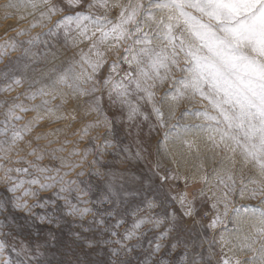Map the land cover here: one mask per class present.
<instances>
[{
	"label": "snow or ice",
	"instance_id": "1",
	"mask_svg": "<svg viewBox=\"0 0 264 264\" xmlns=\"http://www.w3.org/2000/svg\"><path fill=\"white\" fill-rule=\"evenodd\" d=\"M0 9L5 20L25 22L32 17L29 28L46 29L35 36L29 28L14 29L16 36L0 44V58L22 50L0 70L6 81L0 91L28 84L11 100H0V185L7 193L0 200V213L11 208L48 224L56 222L58 214L81 221L92 215L100 235L108 237L95 242L116 246L111 264H132L122 254L127 257L140 248L149 232L159 230L154 247L148 239L150 257L160 252L161 241L170 233H191L197 225L214 233L208 238L205 232L199 244L201 249L208 244L209 259L196 253L194 244L191 259L185 252L187 264H212L215 246L220 248L216 264H264V0H5ZM60 33L64 46L74 50L71 57L59 66L39 67L41 57L56 59L51 52L56 44L42 37L58 38ZM23 36L28 39L17 40ZM41 44L49 51L40 52ZM108 52H115L116 58L109 61ZM21 96L32 103H24ZM197 103L203 106L188 107ZM29 113L35 115L25 120ZM189 115L194 121L182 123ZM117 123L128 135L135 130L137 148L133 153L125 147V160L145 159L151 154L147 143L156 138V155L163 151L179 164L169 145L192 149L195 139L203 137L206 151L200 174L193 177L200 186L175 194L163 191L170 177L156 160L151 175L141 179L151 198L120 208L110 190L103 202L113 208L97 212L87 207L90 201L84 197L90 183L66 178L73 172L85 176L88 157L103 155L89 147L102 138L93 136L94 130H107L96 149L116 147L107 135L115 139ZM69 135L76 138L71 150ZM206 160L211 161L210 171ZM98 163L93 159L89 166ZM245 169H254L255 175H246ZM91 174L101 172L95 168ZM156 179L160 187H153ZM53 189L52 195L41 196ZM198 199L205 205L202 211ZM253 200L258 204L242 203ZM11 235L0 231V264H51L44 258L46 239L29 235L17 245L8 243ZM143 264L160 262L146 258Z\"/></svg>",
	"mask_w": 264,
	"mask_h": 264
},
{
	"label": "rangeland",
	"instance_id": "2",
	"mask_svg": "<svg viewBox=\"0 0 264 264\" xmlns=\"http://www.w3.org/2000/svg\"><path fill=\"white\" fill-rule=\"evenodd\" d=\"M5 0H0V5H3ZM115 11L112 13L114 16ZM58 19V17H53V21ZM33 21L32 17H28V20L25 22H20L17 19H7L3 18V9H0V44H3L10 37L16 36V31L20 28H29L30 23ZM15 29V30H14ZM30 35L35 36L37 33L46 31L44 28H29ZM27 36L17 37V40H26ZM44 40H48L50 43H55L56 47L51 49V52L56 54V59H53L51 55L47 57L45 60L43 57L40 59L39 67H44L45 64L51 66L55 64L59 66L62 61L67 60L71 57L72 52L74 51L71 48H66L64 46L63 41V33H60L59 37H42ZM27 47V45H25ZM40 52H47L48 49L45 48L44 44H41L38 49ZM22 50H18L16 52L9 51L8 55L0 58V70L5 68V65L9 64L10 61H16V58L21 55ZM33 51H37V49H33ZM107 58L109 61L116 58L115 52H108ZM126 68L127 65H124ZM28 76H31L32 73L29 71L27 73ZM6 81L2 77H0V87H3ZM38 87V85H36ZM28 89L27 81L24 83L22 87L15 88L12 92H2L0 91V100L8 99L11 100L18 93H22ZM199 99V98H197ZM21 100L30 104L31 101L24 100V97L21 96ZM107 97L105 96V109L108 110V105L106 103ZM39 101L37 100L36 103ZM58 103V101H57ZM204 104H207V101H204ZM203 105L197 104H189L188 107H202ZM34 113H29L25 116V120L31 118ZM2 119V116H0ZM194 117L191 115L186 116L181 121L182 123L193 122ZM19 123L23 124L24 121H20ZM61 127L63 125H60ZM52 127H56V125H52ZM41 129H37L40 131ZM44 131L47 128L43 129ZM147 126L144 127L145 140L147 141ZM107 133V130L104 128H100L94 130L92 132L93 136H101L102 138L97 140L94 144L89 145L95 152H103V155H90L88 157V164L84 165L85 176L77 177L75 172L72 173L71 176L66 179H78L81 181H85L86 183H90L91 190L89 195L84 197V199L89 200L90 203L87 207L92 208L97 212H104L106 209L113 208V204L108 202L105 203L104 198L110 194V190L116 193V197L113 199L118 200V207L123 208L126 206H135L140 204V202L145 198V196H149V190L147 188H142L141 179L151 175V169L156 160L162 161V168L167 169L169 174V179L166 182H163V191L168 192L171 191L172 194L179 192L181 190L192 191L198 188L199 184L193 183V177L200 174L199 165L202 162L203 153L206 151V140L203 137H197L195 139V146L192 149L185 147L182 144H170L169 150L176 157L177 160L181 161L179 164H173L171 162L172 157L166 156L163 151L159 156L156 155V138H153L150 143H147L149 148V154H145V159L143 160H125V153L123 149L125 147H129L131 151L134 153L136 151L137 145L135 143L136 136L135 130H133L132 135H128L126 128H121L119 123H117V136L115 139L111 135H107L109 140H113V143L116 144V147L108 148V149H96V144H103V137ZM155 136V134H154ZM163 133H160V138L162 142ZM69 140H72L73 143L69 144L67 147L71 150L72 147L75 146V137L71 135L68 136ZM44 143V142H41ZM84 144H87V140H85L80 147L82 148ZM197 148L200 150V155L197 154ZM23 155V154H22ZM209 156L211 153L208 154ZM28 159H33V157H27ZM78 159V158H77ZM96 159L99 163L95 166L101 172L100 176L92 175L91 173L95 171V168L90 167V162ZM16 166V165H13ZM205 167L208 170H211L212 164L210 160L205 161ZM76 171H80L77 169ZM246 175H255V170L249 171L245 169ZM163 175V172H161ZM172 176H178L177 179H172ZM185 178H187V189L185 188ZM161 181L156 179L154 180L153 187H160ZM81 187H85L84 184H81ZM55 191L49 190L47 193H41V196H50ZM7 193L4 191V185H0V200H3ZM72 197H75V193L71 194ZM31 202V201H30ZM73 202L76 203L75 199ZM57 203L63 206V201H57ZM242 203H247L250 205H257L258 201H245ZM84 205H81L83 207ZM178 208V205H175ZM237 207L240 208L241 213L245 212V209L240 207V202H238ZM52 205H49L47 210H51ZM205 205L202 204L199 199L197 202V209L203 210ZM35 212L43 214L45 210L42 209H34ZM209 211H211L209 209ZM99 216H97V219ZM107 219L108 223L111 224L113 220ZM125 219H129L130 217H125ZM93 216L89 215L84 218L83 221L79 219V217L66 216L62 214H58L56 218V222L52 224L48 223H40L38 220L34 218H25V214L21 212H16L9 208V211L0 213V231L5 233L11 232L12 235L6 237L9 244H17L21 241L26 242V238L31 236L32 239H35L37 234H39L41 240L47 241L46 249H45V259L51 262V264H111L112 260L115 257L112 255L111 249L116 247L115 245L104 244L102 242L96 243L95 241H102L103 239H107L108 237L101 236L99 231V226L95 223H92ZM127 226V225H125ZM228 227L231 228L232 225L229 223ZM120 232H123V228L119 229ZM159 232V230H155L154 232H149L148 236L141 241V247L135 249L133 252L129 253L127 257H124L122 254L121 258L129 259L132 264H143V261L148 258L149 260L159 261L160 264H187L185 259V252H188V259L192 258L193 245H196V253L203 252L204 258L209 259V253L207 251L208 244L205 242L203 244V249L199 247V244L202 240L205 239V232L207 233V237L211 238L214 233L211 230H207L204 228H200L198 225L196 226V231L191 233L185 229L183 232L173 231L170 235L164 240L161 241L162 248L160 252L152 253V255L148 256L149 244L148 239L153 240V245L155 243V235ZM199 233V236L197 235ZM79 234V235H78ZM94 241V245L89 247L88 241ZM131 243H135L132 241ZM172 244H176L177 247L175 249L172 248ZM187 244V248L185 247ZM227 251V250H226ZM220 248L215 246L213 248V255L211 256L212 264H216V260L219 258ZM231 255V253H229ZM239 255V253H238ZM13 258L15 255L13 254ZM199 259V256H197Z\"/></svg>",
	"mask_w": 264,
	"mask_h": 264
}]
</instances>
